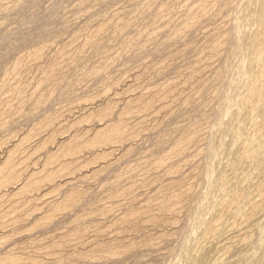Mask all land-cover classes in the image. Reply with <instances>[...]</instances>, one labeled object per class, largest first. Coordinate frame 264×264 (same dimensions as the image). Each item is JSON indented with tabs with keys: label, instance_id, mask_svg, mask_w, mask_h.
I'll return each instance as SVG.
<instances>
[{
	"label": "rangeland",
	"instance_id": "374dc122",
	"mask_svg": "<svg viewBox=\"0 0 264 264\" xmlns=\"http://www.w3.org/2000/svg\"><path fill=\"white\" fill-rule=\"evenodd\" d=\"M8 174L0 264H264V0H0Z\"/></svg>",
	"mask_w": 264,
	"mask_h": 264
},
{
	"label": "bare ground",
	"instance_id": "6f19581e",
	"mask_svg": "<svg viewBox=\"0 0 264 264\" xmlns=\"http://www.w3.org/2000/svg\"><path fill=\"white\" fill-rule=\"evenodd\" d=\"M255 41L258 44H262L260 42V37H259L258 34L255 36ZM253 82H254V80H253ZM121 129H122V127L121 126H118V125L111 126V127L107 128V129L106 128L105 129H98L96 131L95 138L92 139V141L90 143H95L98 139H112V138H115L117 134H120L119 132L121 131ZM76 149L77 148H70V147H67V148L66 147H63V148H61L62 151H69V150H76ZM11 177H12L11 174H8L5 177L0 178V184H3L5 182L9 181L11 179ZM64 202H62V203H64Z\"/></svg>",
	"mask_w": 264,
	"mask_h": 264
}]
</instances>
